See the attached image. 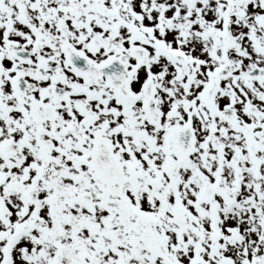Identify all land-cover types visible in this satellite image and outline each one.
I'll return each mask as SVG.
<instances>
[{
    "label": "snow or ice",
    "instance_id": "1",
    "mask_svg": "<svg viewBox=\"0 0 264 264\" xmlns=\"http://www.w3.org/2000/svg\"><path fill=\"white\" fill-rule=\"evenodd\" d=\"M0 264H264V0H0Z\"/></svg>",
    "mask_w": 264,
    "mask_h": 264
}]
</instances>
